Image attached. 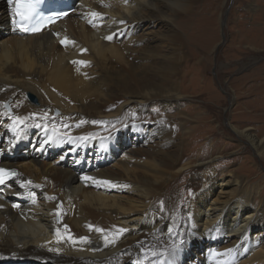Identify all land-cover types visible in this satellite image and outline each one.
<instances>
[{"label": "bare ground", "instance_id": "1", "mask_svg": "<svg viewBox=\"0 0 264 264\" xmlns=\"http://www.w3.org/2000/svg\"><path fill=\"white\" fill-rule=\"evenodd\" d=\"M217 1L73 0L64 20L25 36L10 25L12 0H0V146L2 163L18 170L0 189V264H264L256 161L224 162L241 144L202 139L205 116L194 130L152 109H178L180 72L209 61ZM251 10L261 24L224 49L239 68L264 53V5ZM235 81L252 82L254 97L230 127L264 159V63ZM16 117L24 123L13 131ZM118 143L145 148L144 158L108 169Z\"/></svg>", "mask_w": 264, "mask_h": 264}, {"label": "rangeland", "instance_id": "2", "mask_svg": "<svg viewBox=\"0 0 264 264\" xmlns=\"http://www.w3.org/2000/svg\"><path fill=\"white\" fill-rule=\"evenodd\" d=\"M254 1L255 2L251 0L217 1L216 11L214 9L215 16L213 18L207 17V21L209 22L208 27L210 28L211 34L210 36H212V39L216 38V47H213L210 50L209 61H206L207 58L204 55L199 56L197 60L198 65L194 71L192 70V67H190L184 68L183 72H180V77L182 75L185 77V82L182 83V89L185 91L182 90L183 99L181 100L178 109L175 110V108L169 107L170 109H166L169 111H160L156 103L153 105L152 109L156 113L162 112L164 118H173L181 121L182 119H185L187 122L186 127L189 126L190 129L193 128L194 130H196L195 128L197 127H201L199 121L205 116L209 120L205 118L204 124H202L203 126L199 128L206 132L204 133L205 137L203 136L202 139H209V134L217 139L223 137L224 143L227 142L226 145H228L229 142L231 144H241L239 148L232 149L237 150L234 153H230L228 155L225 154V157L223 158L225 160L223 161L226 162L230 158L233 159L236 156L242 157L243 159V157L246 156L248 158V161H246V166H252L253 164H251L249 161L250 159H254L256 161V165H253L252 167V177L259 180V177L264 176V159L258 157L254 150L248 145V143L245 140L239 138L238 135L233 132L230 127V121L232 114L240 111L235 110V108L240 105H245V101H250L254 97L249 94L251 93L249 89L253 84L252 82H249L245 86L243 85L242 87H239L235 79L250 72L252 68L263 64L264 53L262 56H259L256 61L243 68H239L237 62L234 60H232L231 63L225 60L226 52L224 51L225 46L229 43V40L235 34H237L238 31H249L252 27H258L257 22L261 24L262 19L259 16L253 15L251 7H254L257 11L264 5V0ZM175 31L178 34L177 28H175ZM154 35L155 33H151L150 30H148L146 31L145 37L152 38ZM153 45L155 46L154 49H157V46L163 47L162 43L158 44L156 42L153 43ZM242 47L245 48L247 45L242 44ZM227 86L232 87L228 90ZM6 110L8 113L13 114V111L10 108L7 107ZM53 113L58 116L60 111L55 110ZM147 113L150 115L153 114L152 110H149ZM175 113H177L176 116ZM207 115L210 118H208ZM206 125L208 126L206 127ZM133 138H136V136H132L129 140V143H133L131 141ZM118 141L120 144L123 143L121 140ZM198 142H202V140L200 138H194L193 143L195 147L198 145ZM119 143L116 146L117 148H115L116 152H113V155L111 154V156L105 160L108 169L116 171L120 169L121 164L129 163L130 161H134L139 158H144L145 148L140 147L136 150H133L130 148L131 144L126 143L125 145L123 144V146H119ZM139 144L140 143H135L134 145L138 147ZM57 154L58 153L56 152L50 156L52 161L58 158ZM43 157L46 160L49 159L47 154ZM242 159L236 161L233 160V162H235L234 167H239ZM65 161L66 159H64L63 163L59 162L60 164L58 165H63V167H66V164H64ZM61 204H63V201L59 202V205ZM200 244L203 245L206 244V242L202 241ZM198 245V243H193V246ZM201 248L202 247L188 250L184 261L190 262V258H195V255L201 252ZM197 264H209V262H206L205 259H202L201 263L199 262Z\"/></svg>", "mask_w": 264, "mask_h": 264}, {"label": "snow or ice", "instance_id": "3", "mask_svg": "<svg viewBox=\"0 0 264 264\" xmlns=\"http://www.w3.org/2000/svg\"><path fill=\"white\" fill-rule=\"evenodd\" d=\"M35 8H36V4L34 0H16V7L14 8V14L16 16H19L20 19L19 21L14 19L13 23L17 24L21 31H30V30L38 31L39 30V28L35 27V24L33 23L34 20H36L37 23L39 22V20L34 15ZM93 15H97V14L93 13ZM40 19H44V18H40ZM48 19H51V18H48ZM107 39H111V37H107ZM80 63H84V62H80ZM23 123H24V119L20 117H16L13 120V125H10V127L12 128L13 131H15L16 127H18L20 124H23ZM15 175H17L15 172L0 168V184L5 183L6 179L11 178ZM13 206L15 207V205ZM96 231L101 232L103 230L97 228ZM126 231L127 229L119 230L120 233H123ZM81 239H86V238H81ZM105 240L106 241L108 240L107 236H105ZM176 248H177V245L173 244L172 251H175ZM163 264H170V262L165 261L163 262Z\"/></svg>", "mask_w": 264, "mask_h": 264}, {"label": "water", "instance_id": "4", "mask_svg": "<svg viewBox=\"0 0 264 264\" xmlns=\"http://www.w3.org/2000/svg\"><path fill=\"white\" fill-rule=\"evenodd\" d=\"M29 97H30V99H34V97L30 94V95H28Z\"/></svg>", "mask_w": 264, "mask_h": 264}]
</instances>
